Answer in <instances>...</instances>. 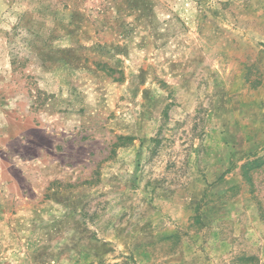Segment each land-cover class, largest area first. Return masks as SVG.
<instances>
[{"label": "rangeland", "instance_id": "1", "mask_svg": "<svg viewBox=\"0 0 264 264\" xmlns=\"http://www.w3.org/2000/svg\"><path fill=\"white\" fill-rule=\"evenodd\" d=\"M0 264H264V0H0Z\"/></svg>", "mask_w": 264, "mask_h": 264}]
</instances>
